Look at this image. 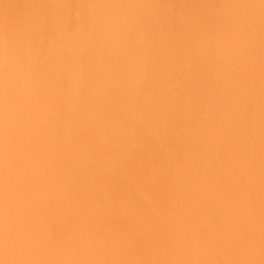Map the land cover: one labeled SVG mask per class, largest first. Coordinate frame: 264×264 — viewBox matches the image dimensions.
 Segmentation results:
<instances>
[{
    "label": "bare ground",
    "instance_id": "obj_1",
    "mask_svg": "<svg viewBox=\"0 0 264 264\" xmlns=\"http://www.w3.org/2000/svg\"><path fill=\"white\" fill-rule=\"evenodd\" d=\"M169 1L0 0V264H264L263 93Z\"/></svg>",
    "mask_w": 264,
    "mask_h": 264
},
{
    "label": "rangeland",
    "instance_id": "obj_2",
    "mask_svg": "<svg viewBox=\"0 0 264 264\" xmlns=\"http://www.w3.org/2000/svg\"><path fill=\"white\" fill-rule=\"evenodd\" d=\"M169 3L171 19L173 21L179 19L189 24L196 23L200 25L199 29L203 38H205L207 35L210 37L211 34L218 33L224 40H230V44H232V42L235 40H239L244 46V49H242V51L237 56L238 70L236 72V78L240 82L241 79L245 77L246 74L244 71V65L248 59V80L253 86V90L259 91L258 96H262V93L264 96V0H170ZM214 5L215 7L212 8ZM184 7L185 10L183 9ZM206 16L209 18L210 22H201V19ZM173 21L172 23L175 24ZM190 38L191 35L188 34L189 42ZM192 39L195 42V38L193 36ZM242 58L243 63L241 62ZM258 96L257 98H259ZM262 98L260 97V103L263 105L264 98ZM262 114L264 115V110ZM263 115L258 118L260 119L259 123L258 119L255 120L254 117V122L251 119L252 124H255V126L256 124H259L260 126H256L257 130L254 132L256 133V136L253 137V140L257 136L261 138L263 136V138L260 140V144L258 143L259 140L256 142L258 137L256 140H254L255 144H258L259 146L262 144L264 145V143H262L264 141V124L262 125L264 120ZM255 126L253 127L254 130ZM261 129L263 130L261 131ZM258 131H260V133L263 132V135L259 136ZM254 145L252 147L254 148L252 151L258 148V151L263 150L262 152L264 153V147L260 146L262 149H259V146H257L255 149L256 146L254 147ZM258 151H254L253 158H256L257 153H259ZM255 152L257 153L255 154ZM260 155H262V153H260ZM257 158L259 159L260 156H257ZM262 159L263 158L261 156V160H259L263 163L262 165H264V161H262ZM258 166L260 167L261 165ZM256 167L253 166V168ZM260 168V171L263 173L264 168ZM257 170L254 169V171ZM259 172L258 174L262 175V173Z\"/></svg>",
    "mask_w": 264,
    "mask_h": 264
}]
</instances>
